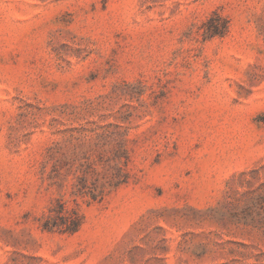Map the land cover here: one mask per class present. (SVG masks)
<instances>
[{"label": "rangeland", "instance_id": "1", "mask_svg": "<svg viewBox=\"0 0 264 264\" xmlns=\"http://www.w3.org/2000/svg\"><path fill=\"white\" fill-rule=\"evenodd\" d=\"M0 264H264V0H0Z\"/></svg>", "mask_w": 264, "mask_h": 264}, {"label": "trees", "instance_id": "2", "mask_svg": "<svg viewBox=\"0 0 264 264\" xmlns=\"http://www.w3.org/2000/svg\"><path fill=\"white\" fill-rule=\"evenodd\" d=\"M58 216L48 217L44 223L43 228L47 230L57 229L62 232H76L79 226V220L77 217L69 215L67 211L60 206V210L57 211Z\"/></svg>", "mask_w": 264, "mask_h": 264}]
</instances>
